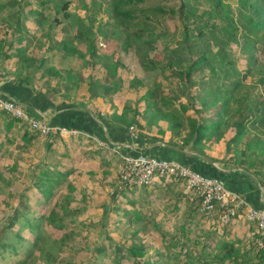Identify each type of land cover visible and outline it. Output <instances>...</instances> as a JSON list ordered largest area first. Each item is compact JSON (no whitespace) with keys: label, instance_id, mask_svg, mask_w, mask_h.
<instances>
[{"label":"trees","instance_id":"trees-1","mask_svg":"<svg viewBox=\"0 0 264 264\" xmlns=\"http://www.w3.org/2000/svg\"><path fill=\"white\" fill-rule=\"evenodd\" d=\"M29 1L0 2V11L5 13L0 19L10 29L4 34L6 38L0 39V62L13 58L14 68L10 74L15 83L39 92L50 76L56 79L52 84L46 83V89L50 88L52 92L84 88L88 99L101 97L110 101L116 96L122 105L114 117L128 133L134 132L131 136L147 137L143 131L153 125L158 126V133H163L159 126L162 122L164 128L178 138V142L172 145L184 157L176 161L195 171L198 170L183 160L187 156L183 153L184 147L196 152L201 159L218 161L203 156L202 148L223 140L226 154L223 163L233 164L264 185V63H260L254 46L256 40L264 44V0H234L235 11L229 0H203L206 7L202 10L198 7L202 0H101L103 5L97 0H75L78 2L76 7L83 9V16L69 9L70 0H38V4L46 3L48 11H52L47 16L45 8L36 7L31 2L30 5L34 6L26 9ZM89 8L104 14L99 16L101 22L96 26L95 17L88 14ZM26 18H31L34 30L24 24ZM168 20H172V30ZM106 26L112 27L108 29ZM56 28L63 30L59 39L52 38ZM38 32L43 41L36 38ZM117 33L120 51H131L142 72L157 71L163 78L171 79L163 89L157 82H154L153 89L145 87L132 107L129 99L123 102V92L127 88L137 90L144 83L138 77H132L123 87L117 73L123 64L117 56L114 57L113 51L102 53L96 44L98 36ZM36 42L38 50H35ZM3 43L8 50L2 49ZM233 44L244 53L243 72L236 69L230 51ZM176 47L179 52L174 50ZM75 60L77 66H74ZM88 68L89 72L83 75ZM251 74L256 75V85L251 86L254 91L244 89L243 80ZM16 125L24 128L18 129ZM24 125L13 116L0 113L1 137L7 134L11 140L19 138L28 145L38 134L31 133ZM43 148L42 156L28 172L31 193L20 191L3 226L8 231L17 226L18 230L11 232L15 242L4 240L0 235V261H4L8 251L15 255V249L20 248L23 254L36 249L38 257H43L47 263L71 264L69 258L59 254L65 252L63 246L75 231L70 228L58 238H49L42 230L41 222L50 229L64 230L73 225L84 207L73 206L76 204L75 187L69 179L72 170L60 164V157L64 154L57 152L47 140ZM99 152L81 151V154L93 157ZM99 163L106 164L101 158ZM155 183L166 192L177 184L185 187L180 178L174 177L167 180L161 177ZM139 187L125 185L118 192ZM179 190L181 193L176 191L173 195L176 204L172 208H178L179 201L185 203L183 221L174 224L171 233L159 232L161 238L168 236L164 247L166 252H155V259L143 258L149 245L135 238L137 229H134L128 236L127 245L113 243L106 246L96 242L88 263L96 264L111 249L113 264H119L123 257L132 259V264H264V235L253 233L248 237L230 231L231 225L238 220L250 222L237 217L226 224L210 222L199 212L198 199H189L185 190ZM56 194L47 214H39L32 220L31 214L40 211L31 207L32 199L46 202ZM126 201L132 203L134 200L128 197ZM242 210L240 206L238 212ZM122 211L129 224L133 218H141L140 212L133 208ZM130 215H133L132 219ZM196 215L199 222H208V226L199 228L198 234L190 237L188 224ZM156 223L152 221L153 225ZM100 224L99 237L111 240L104 230V220ZM24 227L32 240L19 244V230ZM43 242L52 244L55 255L41 244ZM123 249L125 254H122ZM20 259L15 257V260Z\"/></svg>","mask_w":264,"mask_h":264},{"label":"rangeland","instance_id":"rangeland-1","mask_svg":"<svg viewBox=\"0 0 264 264\" xmlns=\"http://www.w3.org/2000/svg\"><path fill=\"white\" fill-rule=\"evenodd\" d=\"M1 1L3 0H0V2ZM30 2L36 7L45 8L44 14H46V16L50 12L52 13V11H48V9L46 8V3L38 4V0H30L29 5L25 7L26 9L34 6L30 5ZM228 2L231 4L233 11H235L234 8L236 6V2L234 0H229ZM263 3L264 2H262V4ZM103 4L104 3L102 2V5ZM69 6L70 10H74L75 13L81 16L84 15L83 9L80 7H76L78 6L77 1L70 0ZM198 7L199 10L205 8V2L202 0V2L198 4ZM88 14L95 17V26L97 22H101L99 20V16H104L101 11L96 12L91 8L88 9ZM1 16H5L4 11H0V17ZM29 21L30 19L26 18L25 24L31 27L30 30H32L34 27H32L33 25ZM167 23L170 27L169 29L172 30V20H168ZM106 27L110 29L112 26ZM9 30L10 29L7 28V24L0 19L1 40L2 38H6V35L4 34L9 32ZM107 32H109V30ZM62 33V29L56 28L54 29V35L52 38L59 39L62 36ZM36 38H38L40 41H43L40 32L36 34ZM118 38L119 33L108 37L98 36L96 39V44L98 50L102 53H110L113 51V53L115 54L114 57L117 56L116 58L119 59V62L123 64V66L118 67L117 69V73L122 80L123 87L126 86L127 81L132 77H138L144 83V86L138 88L137 90L127 88V90L123 92V102L124 99H129V101L131 102L130 106L132 107L133 102L137 100V97L141 94V91L145 87L153 89L154 82H157V84L161 85V88L163 89V86H165L168 81H171V79L170 77H168V79L163 78L162 75L157 71L142 72L138 67L136 59L131 51L128 50L126 53H122L120 51ZM256 41L257 42L254 43V46L257 50L258 57L260 58V63H264V44L260 43L262 42L260 40ZM5 43H3L4 45H2V49L8 50ZM35 46V50L40 49L37 48V42L35 43ZM231 49L233 50L230 51L235 58L236 69L243 72L245 68L244 53H242L240 47L235 44L231 46ZM174 50L179 52V48L177 47ZM56 59L57 56L55 57V60ZM75 61L76 63L74 64V66H77V60ZM88 72L89 68L87 71L84 70L83 75ZM164 73L167 74V71H165ZM255 77V74H251L243 80L244 84L246 85L244 89L248 91H254L251 86L256 85L254 83ZM41 87H43V85ZM115 102H117V100H115ZM139 108L141 109L142 106H140ZM236 117L237 116L235 115L234 118ZM24 126L28 129V126L26 124ZM159 126L162 129L163 133H158V126L155 125L151 126L147 130H144L143 132L144 134H146L147 138L157 139H153V142L157 141L162 142L163 144L169 143L168 145H172V143L178 142V138L174 137L171 134V131L164 128L165 125L162 122H159ZM15 127L18 128V125H16ZM23 128L21 127L18 129ZM37 136L39 138V142L42 140V137H44L40 135ZM10 138L11 137L7 134L4 137L0 136V235H2V238L4 240L15 242L12 233H15L18 230L17 226H13L10 231L4 229L3 226L7 222V219L12 212V207L17 202V196L20 191L28 190V193H31L32 189H30L28 172L31 167L37 162L35 149L37 148V145L36 147H34L33 142L35 141V139L32 140L29 146H23L20 145L17 140L14 141ZM147 145L149 144L147 143ZM202 153L203 156L218 160V162L220 163L225 162L223 160L226 159L223 140L217 143L212 142L208 146L206 145L202 148ZM160 155L164 156V159H167L166 157H168V154H166L163 149L162 152H160ZM115 163L119 165V167L117 169L115 164L111 169V179L114 187L113 185L96 183V181L94 179H91L90 176L85 177L82 174H79V177L72 176L69 178L75 187L74 194L76 204H73V206L84 207L83 213L75 219L73 225L67 226L64 230L58 231L50 229L44 224L43 221L41 222V228L42 230L47 232V237L50 236L52 238H58L61 234H66L65 232H68L70 228L75 231L73 234H70V238L67 240L66 245L63 246L65 252L59 254V256L61 257L63 256L65 258H69L68 262H70L71 264H87L89 261L91 249L96 242H102L106 246L108 244L113 245V243L127 245L128 236L129 234H132L134 229H137V237L135 238L143 240L149 245L147 249L148 251L143 258L155 259L157 257L155 252H166V249L164 247L165 242H167L168 240V236L161 238L159 232L171 233L174 229V224L178 222L181 223L183 221L182 210L185 208V203L183 201H179L177 202L178 208H172L176 204L175 199L173 198V195H175L174 193L176 191H179L181 193L179 189L185 190L187 192L182 184H177L175 187L168 190V192L164 191L162 187L158 188L157 183H154L151 186H141L139 188H126L123 191L118 192V189H121L125 185L123 186L120 183L121 181L118 179V171L121 166V159H115ZM232 166L234 165L232 164ZM105 178L108 179V176ZM120 185L122 186L119 187ZM81 188H86L87 190L85 191ZM56 197L57 194L46 202H42L39 199L37 201L32 199L31 207L34 209H40V211L31 214L32 220H35L39 214H43L45 216L52 207V204L55 201ZM128 197L132 198V200L134 201L132 203H128L126 201V198ZM108 208L110 209L105 212ZM132 208L134 209V211L136 210L140 212L139 214L141 215V218L132 219L133 215H130V219L134 221L129 224V222H127V217H125L122 210H131ZM197 217L198 216L196 215L193 221L188 224L190 228V237H193L195 234L197 235L199 228H206L205 226H208V222H199ZM214 217L216 218L217 214L214 213ZM103 220L105 223L104 230L106 231V234L111 238V240L99 237V233L101 231L100 223L103 222ZM152 221L157 222L156 225H153ZM19 238V244L32 240L31 234L25 227L19 230ZM45 240L47 241V239ZM41 244L46 246L48 250L55 255V249L51 243L49 244L43 242ZM15 250L16 256L13 254H9L11 252L10 250L4 255V261H0V264H58L56 262L47 263L46 259H44L43 257L42 259H40L38 257L39 253H37L36 249L31 253H29L30 251H28L26 254H23L20 251V248H16ZM122 254H125L124 249L122 250ZM17 256L21 259L15 260V257ZM180 257L182 258V254L180 255ZM160 259L161 257H159V260ZM100 263L113 264L111 249H108L106 251V254L102 255V257L98 259L96 264ZM61 264L64 263L62 262ZM119 264H132V259H130L129 257L120 258Z\"/></svg>","mask_w":264,"mask_h":264},{"label":"crops","instance_id":"crops-1","mask_svg":"<svg viewBox=\"0 0 264 264\" xmlns=\"http://www.w3.org/2000/svg\"><path fill=\"white\" fill-rule=\"evenodd\" d=\"M28 19L31 20V18ZM11 51L12 48H10ZM12 59L0 62V95L18 101L33 118L43 120L57 129L50 135L42 137L40 142L38 136L35 137L33 144L34 147L37 145L35 148L37 161L42 156L43 146L47 140L57 152L64 154L60 157V164L63 168L71 167L72 172L69 178L82 174L85 177L90 176L96 183L113 185L111 169L116 164L115 159H120V153H146L163 158L164 156L160 155L163 149L168 154L167 159L177 160L184 157L174 145L153 142V139L147 137L131 136L114 117L119 114L122 105L116 96L110 101L101 97L88 99L84 88L52 92L50 88L46 89L47 82L52 84L56 80L50 76H46L45 86L38 89L39 92L32 87L15 83L10 74L14 68ZM70 129L76 130V133L70 134L68 132ZM16 140L23 146H29L32 142L27 145L23 144L19 138ZM98 142L106 143L108 147ZM93 150L100 151L94 155L96 157L93 156L94 158L81 154V151L92 152ZM183 153L187 155L183 160L189 162L199 172L223 181L230 191L237 193L245 201L246 205L257 209L264 208V185L254 180L249 174L231 164L201 159L196 152L186 148L183 149ZM99 157L106 164L99 163ZM118 167L119 165L116 164L117 169ZM107 176L108 179L105 178ZM230 231L248 237L255 234L252 223L239 220L231 225Z\"/></svg>","mask_w":264,"mask_h":264},{"label":"built area","instance_id":"built-area-1","mask_svg":"<svg viewBox=\"0 0 264 264\" xmlns=\"http://www.w3.org/2000/svg\"><path fill=\"white\" fill-rule=\"evenodd\" d=\"M0 113H7L40 136H48L57 129L43 120H38L26 112L18 101L0 95ZM75 134L76 130H68ZM132 134V132H130ZM104 147L106 143L98 142ZM121 166L118 179L128 186H151L159 178H180L187 190L189 199H198V210L210 222L228 223L233 217L243 218L253 224L255 233L264 235V208L257 209L246 205L245 201L235 192L230 191L220 179L206 176L193 170L190 166L176 160L164 159L146 153H120ZM242 207L241 213L238 208ZM214 213L217 217H214ZM260 246V242H256Z\"/></svg>","mask_w":264,"mask_h":264}]
</instances>
